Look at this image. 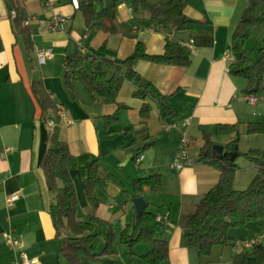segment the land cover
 <instances>
[{
	"label": "crops",
	"instance_id": "0c3cea01",
	"mask_svg": "<svg viewBox=\"0 0 264 264\" xmlns=\"http://www.w3.org/2000/svg\"><path fill=\"white\" fill-rule=\"evenodd\" d=\"M21 1L27 14L25 24L31 29L30 49L23 36L14 31L8 2L0 0V264H12L21 254L35 260L33 264H68L59 251L61 237L54 225L56 197L49 190L42 168L54 135L68 142L78 158L79 166L72 171V177L79 206L86 208L81 215L91 213L111 221L118 236L128 224H135L139 230L135 207L131 211L127 206L117 209V205L107 204V195L100 194L108 189L117 196L128 193L129 182L131 196H143L149 203L148 211L156 215L169 212L164 222L155 227L158 237L169 240V264H232L242 251L240 248L230 247L229 258L224 256V249L218 259L200 258L185 243V231L177 222L182 215L195 211L199 200L220 178L216 167L198 159L205 144L204 130L212 134L215 144L224 147L241 135V152H246V148L264 149V133L247 132L250 122L264 120V101L252 105L245 100L247 80L231 73L233 60L227 58L233 54V34L247 2L186 0V14L200 25L190 31H178L171 27H146L144 20L149 14L134 11L131 1L118 6L115 22L108 23L110 30L88 27L84 14L73 6L72 0H54V8L48 10L42 0ZM52 12L66 15L64 31L49 29ZM168 39L190 52L189 66L146 59L134 62L135 69L166 96L170 113L165 117L156 99L134 96L137 87L131 81L124 83L114 104L92 99L78 82L73 88L65 84V58L71 47L84 54L125 60L135 53L139 42L145 44L149 54H163ZM47 47L52 48L53 56L42 63L37 51ZM35 82L44 85L69 122L53 110L47 113L46 120L43 118L42 106L33 92ZM50 120L56 122L54 127ZM186 120L190 123L184 126ZM173 124L185 128L190 137L192 163L182 169L171 167L182 138L181 130L172 128ZM218 124H236L237 133L218 135ZM141 155L144 159L137 165L136 159ZM95 160L101 165V177L115 175L126 191L118 183L107 182L105 190L95 192L99 207L89 202V210L84 182ZM239 160L233 187L244 190L259 173V167L250 158L243 163ZM153 174L161 175L160 188L138 194L133 181ZM14 193L19 199L9 207L6 198ZM152 206L156 209L150 210ZM262 233L256 228L243 239ZM10 235L20 238L22 246L9 245ZM148 248L149 251L151 245ZM105 258L115 260L112 255Z\"/></svg>",
	"mask_w": 264,
	"mask_h": 264
},
{
	"label": "trees",
	"instance_id": "16d2710c",
	"mask_svg": "<svg viewBox=\"0 0 264 264\" xmlns=\"http://www.w3.org/2000/svg\"><path fill=\"white\" fill-rule=\"evenodd\" d=\"M10 13H17L13 19L14 31L23 36L28 49L31 48V29L25 23L27 14L21 0H6ZM121 0H80V10L84 14L88 27L102 26L111 28L116 20V12ZM134 11H144L149 16L144 25L149 28L171 27L178 31H190L199 27L200 22L186 14V0H129ZM247 7L233 34L232 52L234 60L230 71L247 80L246 94H259L264 91V47L254 61L249 55L246 43L252 31L264 23V0H245ZM136 59H146L162 64L187 67L191 63L190 52L179 42L168 39L165 52L151 55L143 42L137 44L135 53L125 60L108 59L96 53H82L79 49L69 51L65 58V84L73 88L80 83L89 96L105 103L114 104L126 81L133 82L137 89L134 96L145 99L149 96L159 103L163 117L170 113L165 103L166 96L134 67ZM33 92L42 106L43 118L53 110L58 117L60 111L41 82L33 84ZM147 111V110H146ZM144 110V112H146ZM46 116V117H45ZM249 134L264 133V120L248 124ZM237 133L236 124H218L216 134ZM205 144L198 157L220 171L218 183L197 203L194 212L182 215L177 224L184 229L185 243L196 250L200 258L209 257L216 246L233 247L236 239L230 234L233 228L247 227L252 222L264 219V150L252 149L247 154L259 167V173L248 188L236 190L233 182L238 171V160L243 155L240 151V138L229 142L221 154L214 148L212 134L203 131ZM79 161L70 149L68 142L54 135L48 143L42 160L48 187L56 197L54 225L61 237L59 251L68 264H115L105 258L115 254L116 245L128 244L133 248L142 242L151 245V249L142 258L149 264H169V240L157 236L155 227L162 223L156 221V214L144 211L140 229L136 232L135 224H128L118 236L113 223L95 214L81 215L78 212L79 199L72 171L77 169ZM102 169L98 160L91 163L84 191L89 202L99 207L100 200L96 190H105L107 182H114L125 188L113 174L101 177ZM162 184V177L153 174L133 181L138 194L156 191ZM67 233H63V231ZM104 242L100 250L101 243ZM232 264H264V243L251 250L238 253Z\"/></svg>",
	"mask_w": 264,
	"mask_h": 264
},
{
	"label": "built area",
	"instance_id": "2783aa9c",
	"mask_svg": "<svg viewBox=\"0 0 264 264\" xmlns=\"http://www.w3.org/2000/svg\"><path fill=\"white\" fill-rule=\"evenodd\" d=\"M129 0H121L119 5L120 6H125L127 5V2ZM44 7L46 10L49 8L53 9L54 8V0H42ZM72 4L76 9L80 8V0H72ZM132 8V6H131ZM17 13L16 11L11 12V18L14 19L16 18ZM66 22H67V17L64 14H59L56 12H52L49 21H48V27L51 31L53 32H58V31H64L66 28ZM37 55L39 60L44 63L47 59L51 58L53 56V51L52 48L47 47V48H39L37 51ZM228 59L234 60L233 54L230 55L228 54L227 56ZM245 100H247L250 104L256 105L262 101H264V91L259 94H247L245 97ZM60 118L63 121L69 122L67 119V116L64 112H60ZM190 123L189 120H186L184 122V126H187ZM50 125L55 126L56 122L54 120H50ZM172 128L181 130L182 132V138H181V144L180 148L178 150V153L174 159V161L171 163L172 168H177V169H182L185 167L187 164L192 163L191 159V154H190V137L185 130V128H181L177 124L171 125ZM144 159V156L141 155L136 159L137 165L141 163V161ZM19 199V195L17 193L10 194L6 198V203L9 207L13 206L15 202ZM169 215V212H167L165 215H157L156 216V221L159 223H163L165 218H167ZM8 244L11 246L15 247H21L22 246V241L18 237L14 236H9L8 237ZM264 243V233L262 234H255L253 237L250 238H245L242 240H237L236 241V246L240 248L241 250H251L254 246ZM35 260H31L27 258L26 255L21 254L19 259H16L12 264H33Z\"/></svg>",
	"mask_w": 264,
	"mask_h": 264
},
{
	"label": "rangeland",
	"instance_id": "374dc122",
	"mask_svg": "<svg viewBox=\"0 0 264 264\" xmlns=\"http://www.w3.org/2000/svg\"><path fill=\"white\" fill-rule=\"evenodd\" d=\"M264 47V23L260 24L258 27H256L252 33L250 38L247 40L246 43V48L247 51L249 53V55L251 56L252 60L256 61L259 56H260V48ZM73 47L70 48V51H73ZM242 136L240 135V138ZM242 139V138H241ZM250 146V145H249ZM247 146V147H249ZM246 152H242L243 155L240 157L241 159L239 160L240 163H243L244 161L249 160V157H247V154L250 150L252 149H260V150H264L262 148H246ZM242 151V150H241ZM245 151V150H243ZM239 163V164H240ZM104 172V170H103ZM128 185L127 190L129 191L128 193H122V195L117 196V194H112L110 193L111 189H108L106 192L103 191L102 196H106L107 195V204L113 203L115 205L118 206L117 209H120L122 206H127L128 209L131 211L134 207V204L132 202L133 197L131 196V186L129 182H126ZM129 183V184H128ZM110 186H116L114 184L110 185ZM116 188V187H114ZM87 205L89 207V210L91 209V204L89 203V201H87ZM85 205L81 204L79 206L78 212L79 213H84L85 211ZM156 209V207H150V210ZM118 227V226H117ZM259 229V231L264 232V219L258 222H252L250 223L247 227H242V228H233L230 231V234L233 237H237L239 239H243L250 231H254L255 229ZM138 230V229H137ZM63 233H67V231H63ZM104 246V242L101 243L100 246V250L103 248ZM236 246V245H235ZM148 244L147 243H138L136 244L133 248H131L128 244H124V243H119L116 245V251L115 254L112 255L114 257V261L115 264H149L147 263L142 256L139 255H143L141 253H147L145 251H148ZM224 249V256L226 258L230 257V247H222V246H216L214 247L211 255L209 257H218L220 256V251ZM243 251V250H242ZM135 253V254H134ZM139 254V255H138ZM217 255V256H216Z\"/></svg>",
	"mask_w": 264,
	"mask_h": 264
},
{
	"label": "water",
	"instance_id": "95a60500",
	"mask_svg": "<svg viewBox=\"0 0 264 264\" xmlns=\"http://www.w3.org/2000/svg\"><path fill=\"white\" fill-rule=\"evenodd\" d=\"M214 148L221 154L225 151V147L223 145L215 144ZM132 202L136 210V224H139L144 211L149 206V203L143 196L133 197Z\"/></svg>",
	"mask_w": 264,
	"mask_h": 264
}]
</instances>
